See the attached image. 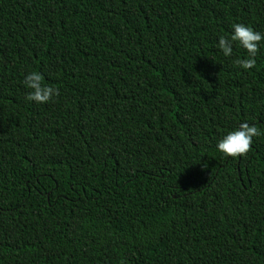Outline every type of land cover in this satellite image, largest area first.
Masks as SVG:
<instances>
[{"label":"trees","instance_id":"trees-1","mask_svg":"<svg viewBox=\"0 0 264 264\" xmlns=\"http://www.w3.org/2000/svg\"><path fill=\"white\" fill-rule=\"evenodd\" d=\"M236 23L264 34V0H0V264H264V41L240 68Z\"/></svg>","mask_w":264,"mask_h":264},{"label":"clouds","instance_id":"clouds-1","mask_svg":"<svg viewBox=\"0 0 264 264\" xmlns=\"http://www.w3.org/2000/svg\"><path fill=\"white\" fill-rule=\"evenodd\" d=\"M232 27L233 34L230 37L220 36L217 48L223 52L225 57L232 56L234 44L244 48L247 52V59H238L234 63L240 68L250 70L256 66L255 57L260 50L261 42L264 41V34L241 23H236ZM24 84L31 89V92L26 95L27 101L45 104L60 95L59 89L43 85L42 76L37 72H30L25 77ZM260 135L261 131L258 127L250 126L245 122L237 130L229 132L221 139L217 147L225 157H243L251 151L254 138Z\"/></svg>","mask_w":264,"mask_h":264}]
</instances>
